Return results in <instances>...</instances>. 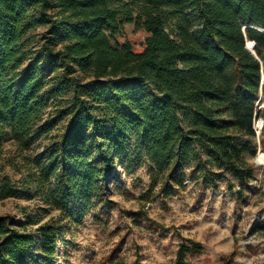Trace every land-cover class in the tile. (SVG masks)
<instances>
[{"label": "trees", "instance_id": "16d2710c", "mask_svg": "<svg viewBox=\"0 0 264 264\" xmlns=\"http://www.w3.org/2000/svg\"><path fill=\"white\" fill-rule=\"evenodd\" d=\"M263 73L264 0H0V145L25 152L0 199L56 211L34 233L0 217V264H56L70 225L114 204L117 167L147 162L149 189L166 195L185 188L188 165L210 186L228 172L242 199ZM201 251L183 239L172 264Z\"/></svg>", "mask_w": 264, "mask_h": 264}, {"label": "rangeland", "instance_id": "374dc122", "mask_svg": "<svg viewBox=\"0 0 264 264\" xmlns=\"http://www.w3.org/2000/svg\"><path fill=\"white\" fill-rule=\"evenodd\" d=\"M41 31L37 27L32 32V49H36ZM258 101L264 106L262 95ZM259 125L253 138L257 152L249 159L256 178L242 199L237 201L230 193L228 180L235 183L234 190L238 185L228 172H222L217 184L210 186L203 171L188 165L185 188L166 195L149 189L147 162L132 172L117 167L114 177L118 184L108 193L114 204L97 206L82 224L70 225V233L65 235L67 248L58 245L56 264H114L117 260L124 264H172L183 239L202 246L200 253L188 257L190 264H264V227L259 228L264 226V118ZM19 153L25 154L11 140L1 143L0 181L5 175L13 182L20 181ZM42 207L37 198L0 199V217H12L15 227L26 223L25 229L34 233L36 220L42 223L50 216L56 218V211L46 216Z\"/></svg>", "mask_w": 264, "mask_h": 264}]
</instances>
